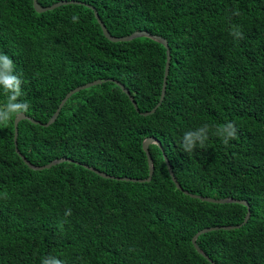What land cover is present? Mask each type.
I'll return each mask as SVG.
<instances>
[{
	"label": "trees",
	"instance_id": "1",
	"mask_svg": "<svg viewBox=\"0 0 264 264\" xmlns=\"http://www.w3.org/2000/svg\"><path fill=\"white\" fill-rule=\"evenodd\" d=\"M38 1L88 4L115 38L160 36L171 62L162 105L143 116L129 95L142 113L156 107L165 45L148 37L113 43L86 6L40 14L34 0H0V53L23 81L27 116L48 123L69 92L103 81L74 94L50 127L20 122L21 154L34 167L68 159L111 177L147 179L143 142L153 137L161 148L150 146L155 170L146 183L104 179L69 162L35 171L16 153V117L0 125V264H41L47 256L64 264H211L193 237L237 226L201 235L199 249L216 264H264V0ZM232 25L244 39L229 35ZM227 122L238 136L225 147L213 133ZM204 124L205 148L182 152L183 134ZM184 192L247 201L251 217L243 225L245 205Z\"/></svg>",
	"mask_w": 264,
	"mask_h": 264
},
{
	"label": "water",
	"instance_id": "2",
	"mask_svg": "<svg viewBox=\"0 0 264 264\" xmlns=\"http://www.w3.org/2000/svg\"><path fill=\"white\" fill-rule=\"evenodd\" d=\"M67 5H82V6H86L90 9H92L93 11H95V16L96 18L98 19V22L103 30V33L105 35V37L113 42V43H118V42H128L130 40H133V39H136V38H139V37H148L150 39H153L159 43H162L163 45H165L166 49H167V55H168V60H167V64H166V74H165V80H164V84H163V89H162V99H164L165 97V94H166V87H167V76H168V73H169V66H170V62H171V54H170V50H169V47H168V42L164 39H162L161 37H157V36H153L147 32H137V33H134L133 35L131 36H126V37H122V38H114L112 37L107 28L105 27V25L103 24V22L99 19V15L97 13V11L90 5L88 4H84V3H81V2H77V1H62V2H59L57 4H54L50 7H43L39 4L38 0H34V7H35V10L37 11V13H43V12H47V11H52L56 8H59L61 6H67ZM102 84V81H96V82H93V83H89V84H86L84 86H81V87H78L74 90H72L71 92H69L66 97L61 101L60 103V106L58 107L57 111L55 112V114L53 115V117L49 120L48 123H40L38 121H35L34 119L28 117L26 114L24 115H21L20 117H16L15 119V137H14V142H15V150L17 152V154L23 159V161L26 163V165H28L29 167H31L32 169L34 170H37V171H42V170H45V169H50L51 167L55 166V165H58L60 163H64V162H69V163H74L76 165H81L83 166L85 169L95 173L96 175L104 178V179H112V180H118V181H126V182H133V183H146V182H151L152 180V177L154 175V160L152 159L151 157V153H150V146L154 143V139H148L146 140L144 143H143V150L145 151L146 155H147V159H148V166H149V171H150V174H149V177L147 179H131V178H115V177H111L109 175H107L106 173H103L101 171H99L98 169L94 168V167H90V166H87V165H82L80 163H77V162H74L73 160H68V159H60L58 161H54L52 163H50L49 165H46V166H43V167H39V168H36L34 166H32L26 159L25 157L20 153L19 151V148H18V136H19V132H18V125L20 122L24 121V120H28L30 122H32L33 124H37V125H41L42 127H50L52 124L55 123V121L57 120V118L59 117L63 107L65 106V104L67 103V101L76 93H79L81 91H84V90H87V89H90L92 87H95V86H98ZM116 84H118L126 93H128V91L125 89V87L123 85H121L120 83L116 82ZM129 95V94H128ZM130 97V101L132 102L133 105H136L133 98L131 97V95H129ZM160 106V103L156 106V109ZM155 110H153L152 112L150 113H147L145 115H150L154 112ZM140 113V112H139ZM159 146H160V143H159ZM164 158H165V161H166V164H167V167H168V171L172 177V180L174 182V184L176 185L177 189L181 190L182 191V187L181 185L178 183V180L177 178L175 177V174L173 172V169L171 167V164L169 163V160L168 158L164 155ZM185 195H189L191 196L192 198H195V199H199L201 201H204V202H207V203H213V204H226V203H237V204H241V205H245V206H249L245 201H238V200H233V199H222V200H218V199H215V198H210V197H202V196H198V195H190L188 194L187 192H184ZM250 216V213L248 214V217ZM221 229H225V230H230L231 228L229 227H212V228H206L202 231H200L199 233H197L194 238L192 239V242L193 244L195 245L197 251L202 255L204 256L211 264H216L214 263L212 260H210L197 246L196 242H197V239L203 235V234H207V233H210V232H214V231H218V230H221Z\"/></svg>",
	"mask_w": 264,
	"mask_h": 264
},
{
	"label": "clouds",
	"instance_id": "3",
	"mask_svg": "<svg viewBox=\"0 0 264 264\" xmlns=\"http://www.w3.org/2000/svg\"><path fill=\"white\" fill-rule=\"evenodd\" d=\"M232 15L239 16L240 13L239 11H233ZM72 21L73 23H77L79 21L78 15H74ZM229 35L236 41L244 39L243 32L238 25H232ZM22 83L23 81L20 77L14 74V63L12 59L8 55L0 53V95H3L5 98L4 102L0 104V125H6L13 117L18 118L29 111L30 104L26 100H20V97L23 95ZM214 128L213 135L219 137L225 147L229 146L230 141L237 139V128L232 122L216 125ZM208 139L209 125L204 124L195 130L185 132L181 137L179 147L182 152L191 154L197 148L204 149ZM5 198L7 197L5 196ZM71 215L72 210L67 208L64 213L65 218ZM65 222H67L66 219L62 221V224ZM41 264H64V262L56 257L47 256L42 258Z\"/></svg>",
	"mask_w": 264,
	"mask_h": 264
},
{
	"label": "rangeland",
	"instance_id": "4",
	"mask_svg": "<svg viewBox=\"0 0 264 264\" xmlns=\"http://www.w3.org/2000/svg\"><path fill=\"white\" fill-rule=\"evenodd\" d=\"M39 2V1H38ZM48 12V11H47ZM43 13H45V12H43ZM40 14H42V13H40ZM100 19V18H99ZM98 20V19H97ZM104 24V23H103ZM108 30V29H107ZM109 32V31H108ZM157 37H160V36H157ZM115 38V37H114ZM162 38V37H161ZM162 39H164V38H162ZM164 40H166V39H164ZM167 41V40H166ZM168 42V41H167ZM168 47H169V43H168ZM170 54H171V52H170ZM169 70H170V66H169ZM165 74H166V68H165ZM168 76H169V73H168ZM168 76H167V79H168ZM164 80H165V77H164ZM99 81H102V80H99ZM96 82V81H95ZM103 82V81H102ZM93 83V82H92ZM119 83V82H118ZM115 84H116V82H115ZM163 84H164V81H163ZM116 85H118V84H116ZM84 86V85H83ZM119 86V85H118ZM120 87V86H119ZM167 88V87H166ZM162 89H163V87H162ZM165 96H166V94H165ZM132 97V96H131ZM133 98V100H134V102H135V104L136 105H134V107H135V109L138 111V112H140V114H143V116H146L145 114H147V113H150V112H152L153 110H157L161 105H162V103H163V101H164V99H165V97H164V99L163 100H161L162 99V95H161V98H160V101L158 102V104L160 103V106L156 109V107L154 108V109H152L150 112H146V113H142L141 111H139L138 110V108H137V103H136V101H135V99H134V97H132ZM157 104V105H158ZM156 105V106H157ZM154 111V112H155ZM29 117V116H28ZM30 118H32V117H30ZM32 119H34V118H32ZM35 120V119H34ZM28 121V120H27ZM36 121V120H35ZM32 123V122H31ZM148 139H154L155 141H154V145H157L158 147H160L161 148V143L157 140V139H155V138H153V137H149V138H147L146 140H148ZM145 140V141H146ZM144 141V142H145ZM143 142V143H144ZM159 143H160V146H159ZM152 144V145H153ZM20 151V150H19ZM17 153V152H16ZM21 153V152H20ZM18 155V154H17ZM19 156V155H18ZM166 156V155H165ZM20 157V156H19ZM167 157V156H166ZM21 158V157H20ZM22 159V158H21ZM26 159V158H25ZM23 160V159H22ZM27 160V159H26ZM28 161V160H27ZM24 162V161H23ZM29 162V161H28ZM25 163V162H24ZM30 163V162H29ZM52 163V162H51ZM26 164V163H25ZM31 164V163H30ZM32 165V164H31ZM49 165V164H48ZM28 166V165H27ZM33 166V165H32ZM46 166V165H45ZM29 167V166H28ZM43 167V166H42ZM54 167V166H53ZM172 167V166H171ZM30 169H32L31 167H29ZM36 168H39V167H36ZM52 168V167H51ZM32 170H34V169H32ZM46 170V169H45ZM154 170H155V168H154ZM35 171H37V170H35ZM43 171V170H42ZM174 172V171H173ZM175 174V173H174ZM108 175V174H107ZM171 176V175H170ZM176 177V176H175ZM199 196V195H198ZM229 199H231V198H229ZM233 200H236V199H233ZM239 201V200H238ZM242 201H244V200H242ZM248 205H249V203L247 202V201H245ZM228 204H230V203H228ZM232 204V203H231ZM234 204H237V203H234ZM241 205V204H240ZM248 209H249V207H250V205L249 206H246ZM250 213V216L248 217V214ZM250 217H251V209H249L248 210V212H247V216H246V218H245V221H244V223H243V225H245L248 221H249V219H250ZM210 228H212V227H210ZM224 228H226V227H224ZM229 228H231V229H239V227L237 226V227H229ZM206 229V228H205ZM204 230V229H203ZM202 231V230H201ZM200 232V231H199ZM198 232V233H199ZM208 234V233H207ZM204 235V234H203ZM194 238V237H193ZM198 240V239H197ZM192 244H193V242H192ZM196 244H197V242H196ZM194 245V244H193ZM198 246V245H197ZM194 247H195V245H194ZM199 248V247H198ZM195 249H196V247H195ZM197 250V249H196ZM201 250V249H200ZM202 251V250H201ZM198 252V251H197ZM199 253V252H198ZM200 254V253H199ZM201 255V254H200ZM206 255V254H205ZM207 256V255H206ZM204 257V256H203ZM208 257V256H207ZM205 258V257H204ZM209 258V257H208ZM206 259V258H205ZM210 259V258H209ZM207 260V259H206Z\"/></svg>",
	"mask_w": 264,
	"mask_h": 264
}]
</instances>
